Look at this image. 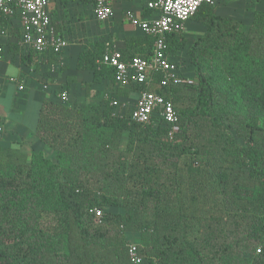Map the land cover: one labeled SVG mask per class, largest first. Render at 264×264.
I'll list each match as a JSON object with an SVG mask.
<instances>
[{
  "label": "trees",
  "instance_id": "obj_1",
  "mask_svg": "<svg viewBox=\"0 0 264 264\" xmlns=\"http://www.w3.org/2000/svg\"><path fill=\"white\" fill-rule=\"evenodd\" d=\"M71 1L90 2L61 4ZM213 6L192 18L206 26L188 49L192 79L164 85L157 73L128 88L173 102L172 138L162 118L114 114L111 99L127 88L101 62L108 45H83L86 95L106 80L113 89L97 102H42L35 134L55 160L0 146V264H264V10L244 29ZM124 42L131 59L148 56L154 38ZM167 44L180 69L187 40L172 34Z\"/></svg>",
  "mask_w": 264,
  "mask_h": 264
},
{
  "label": "crops",
  "instance_id": "obj_2",
  "mask_svg": "<svg viewBox=\"0 0 264 264\" xmlns=\"http://www.w3.org/2000/svg\"><path fill=\"white\" fill-rule=\"evenodd\" d=\"M146 1L113 0V13L105 22H98L95 19L90 2L71 1L67 5H62L61 0H51L50 8L58 34L63 36L66 34L60 15L61 7L76 6L87 9L92 18L85 21V24L90 23L89 26L85 25V29L83 28L85 34L96 33L94 41L101 39L105 41L106 46L123 48L125 38L144 35L140 23L150 21L153 17L145 8ZM77 15L83 16V13L78 11ZM16 19L8 20L0 16V46L3 47L0 54V146L18 148L28 158L33 153L43 151L48 158L55 160L54 151L41 142L35 134L42 102L45 99L54 98L55 95L58 97L61 91L68 93L70 105L84 101L97 102L101 101L114 85L107 80L99 84H91L86 95L82 84L92 81V72L78 70L76 67L80 50L85 44L77 46L69 42L63 54L60 57L53 56L50 58L52 60H48L51 50L44 56L32 52V56H27L29 52H25L19 44L20 26ZM205 32L204 24L194 19L189 20L183 32L176 35L183 36L187 40V45L175 58L182 61L189 60L188 52L185 57V51H188L193 42ZM23 55L29 61L28 64L21 59ZM179 70L184 72L188 70L185 76L190 79L194 77L192 68L180 67ZM11 78L15 80L12 81ZM126 90L125 94L123 92L121 96H118L120 101L135 100L138 97V94ZM137 238L135 237L136 240Z\"/></svg>",
  "mask_w": 264,
  "mask_h": 264
},
{
  "label": "built area",
  "instance_id": "obj_3",
  "mask_svg": "<svg viewBox=\"0 0 264 264\" xmlns=\"http://www.w3.org/2000/svg\"><path fill=\"white\" fill-rule=\"evenodd\" d=\"M50 1L0 0V16L8 20L17 18L20 26L19 44L25 52L44 56L51 50L60 57L68 48L69 40L56 31ZM112 1L90 0L93 15L98 22H105L111 17ZM216 2L217 0H147L145 8L153 17L150 21L140 23V27L144 35L154 38L151 53L148 56L125 59L122 48L108 46L101 59L102 63L114 68L116 87L130 89L133 85L150 86L157 73L162 75L164 85L190 80L182 75L171 58L167 38L169 35L183 32L185 24L203 4L215 5ZM133 22L135 23V20ZM58 99L69 103L66 91H61ZM111 105L115 109L114 114L129 112L130 119L142 124L151 123L153 117L162 118L170 129L171 138L178 128V115L173 102L158 92L141 90L135 100L111 99ZM100 214L101 211H97V215ZM129 254L132 261H141L136 243L129 244Z\"/></svg>",
  "mask_w": 264,
  "mask_h": 264
},
{
  "label": "rangeland",
  "instance_id": "obj_4",
  "mask_svg": "<svg viewBox=\"0 0 264 264\" xmlns=\"http://www.w3.org/2000/svg\"><path fill=\"white\" fill-rule=\"evenodd\" d=\"M213 8H215L218 14L240 20L242 22V28L245 29L251 23L254 12L257 10H264V0H218ZM61 9L62 13L60 15L62 16V25L66 34L63 33L71 45L77 44V46H80L89 43L90 40L94 41L96 33L85 34L83 30V28L85 29V25H90V23L85 24V21L87 22L89 19L92 20L87 9H81L76 6H69L68 8L61 7ZM78 11L82 12L83 16L77 15ZM185 52V57H187L188 51L186 50ZM178 63L179 67H185L186 69L190 67L188 59L183 61L179 60ZM184 73L187 74L188 70H185ZM129 241L130 243L138 242L135 238L129 239Z\"/></svg>",
  "mask_w": 264,
  "mask_h": 264
}]
</instances>
